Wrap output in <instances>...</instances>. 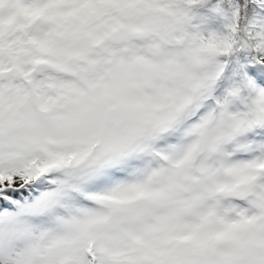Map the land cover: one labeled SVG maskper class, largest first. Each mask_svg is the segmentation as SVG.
<instances>
[{
	"label": "snow or ice",
	"instance_id": "snow-or-ice-1",
	"mask_svg": "<svg viewBox=\"0 0 264 264\" xmlns=\"http://www.w3.org/2000/svg\"><path fill=\"white\" fill-rule=\"evenodd\" d=\"M0 264H264V0H0Z\"/></svg>",
	"mask_w": 264,
	"mask_h": 264
}]
</instances>
